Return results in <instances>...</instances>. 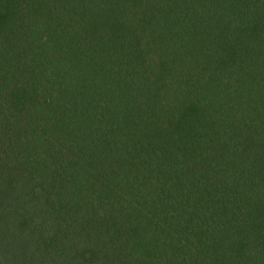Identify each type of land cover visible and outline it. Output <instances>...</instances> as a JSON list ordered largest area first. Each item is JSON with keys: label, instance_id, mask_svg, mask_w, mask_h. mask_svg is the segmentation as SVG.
<instances>
[{"label": "trees", "instance_id": "obj_1", "mask_svg": "<svg viewBox=\"0 0 264 264\" xmlns=\"http://www.w3.org/2000/svg\"><path fill=\"white\" fill-rule=\"evenodd\" d=\"M0 264H264V0H0Z\"/></svg>", "mask_w": 264, "mask_h": 264}]
</instances>
